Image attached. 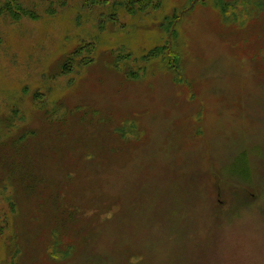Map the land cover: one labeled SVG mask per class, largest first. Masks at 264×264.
Listing matches in <instances>:
<instances>
[{"label":"rangeland","instance_id":"obj_1","mask_svg":"<svg viewBox=\"0 0 264 264\" xmlns=\"http://www.w3.org/2000/svg\"><path fill=\"white\" fill-rule=\"evenodd\" d=\"M18 1L0 264H264V0Z\"/></svg>","mask_w":264,"mask_h":264},{"label":"trees","instance_id":"obj_2","mask_svg":"<svg viewBox=\"0 0 264 264\" xmlns=\"http://www.w3.org/2000/svg\"><path fill=\"white\" fill-rule=\"evenodd\" d=\"M156 2H158V4ZM127 3H128L127 8H131L132 6L135 7V5H137L140 11H146L151 6L154 8H158L160 4V0H128ZM0 13L6 14L15 22L20 21L23 18V16L30 17L32 19L38 18L35 13L26 11L18 0H0ZM104 27L105 25L100 24V28L102 30ZM159 53H160L159 49L157 51L152 52V54L155 55H158ZM74 56L75 55H73V57ZM70 62H72L71 59ZM90 63L91 61L85 62V64H90ZM68 66L69 63H66L64 70L68 68Z\"/></svg>","mask_w":264,"mask_h":264}]
</instances>
